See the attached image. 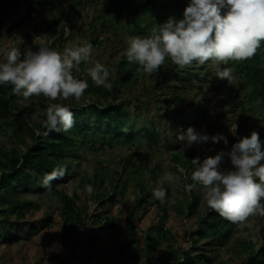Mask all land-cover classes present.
Returning <instances> with one entry per match:
<instances>
[{
	"label": "rangeland",
	"instance_id": "rangeland-1",
	"mask_svg": "<svg viewBox=\"0 0 264 264\" xmlns=\"http://www.w3.org/2000/svg\"><path fill=\"white\" fill-rule=\"evenodd\" d=\"M129 2L19 0L11 9L0 10V48L15 46L23 52L45 44L62 52L66 45L82 46L86 42L92 45L91 60L81 63L80 72L74 71L77 78L89 85L79 101L74 98L49 101L43 96L25 100L13 93L12 85H0L4 96L12 98L9 111L0 114L1 163L7 164L11 156L26 154L34 146L59 140L54 135L41 137L40 132L36 138L32 136V130L38 126L46 130L43 112L52 102L70 108L74 126L85 123L95 129L98 118L91 113L93 105L104 109L107 104H121L129 114L127 123L134 122L148 134L144 139L138 135L126 139L116 135L105 137L101 130L97 134L86 131L73 144V153L47 155L49 151H46L55 169L70 167L58 184L51 181L50 190L42 186L43 178L36 170L31 171L30 182L3 184L0 264H162L163 260L174 264L172 255L179 256L177 262L206 264L195 254L214 256L212 264H247L254 257L261 261L259 264H264V252L260 253L264 248V216H251L238 223L232 239L225 246H219L215 242L219 234L206 237L201 234L207 231L205 222H214L220 215L207 206L199 186L193 189L197 194L198 213L191 215V195L185 190L195 170L193 158L203 161L222 149L228 151L240 137L253 130L264 140L261 101H250V82L237 72L234 62L221 66L233 69L231 81L218 79L207 65L182 69L175 78L170 72L173 64L166 61L152 75L138 71L139 65L134 63L132 80L123 82L122 76L128 67L120 63L126 58L123 53L127 40L131 36L142 37L136 25L151 32L169 16L182 18L188 0H150L148 6L144 5L147 0ZM257 55L256 63L264 69V43ZM96 61L110 71V90L96 86L87 74ZM204 69L208 71L206 76L202 73ZM161 80L165 83L157 86ZM104 125L108 127L105 121ZM189 126L210 137L223 135L228 140L227 147L223 140L218 143L209 140L186 148L184 142L177 140V133ZM222 167H231L227 158ZM166 172L178 179L171 183L163 181ZM6 173L0 165V181ZM35 181L38 186H34ZM88 184L94 188L91 195L84 191ZM157 186L170 192L165 220L159 204L152 197H145L146 189ZM65 196L76 200L79 219L67 217ZM140 198H144V203L132 228L128 214ZM21 205L27 206L20 210ZM48 218L51 220L47 223ZM105 223L109 225L100 235L97 229ZM34 226L38 229H33ZM227 226L224 220L222 231ZM8 228L11 234L6 233ZM19 228L22 229L20 239L14 242ZM155 240L159 241L158 245Z\"/></svg>",
	"mask_w": 264,
	"mask_h": 264
},
{
	"label": "clouds",
	"instance_id": "clouds-1",
	"mask_svg": "<svg viewBox=\"0 0 264 264\" xmlns=\"http://www.w3.org/2000/svg\"><path fill=\"white\" fill-rule=\"evenodd\" d=\"M262 43L264 0H188L182 18L169 16L157 23L150 35L129 37L123 54L147 75L157 73L170 61L180 69L207 65L218 79L231 81L233 69L221 66L254 58ZM91 56L92 45L87 42L82 46L66 45L62 52L45 44L23 52L15 46L0 48V85H12L13 93L25 100L43 96L49 101H79L89 85L74 71L80 72L81 63L89 62ZM87 74L96 86L112 88L110 71L103 63L96 61ZM43 116L47 130L44 135L51 131L68 132L75 123L73 112L62 103H49ZM177 140L184 142L186 148L209 140H223L228 145L223 135L210 137L191 126L177 133ZM225 158L230 161L229 169L222 167ZM191 163L195 166L190 177L193 183L185 185L186 192L199 186L207 206L233 224L243 223L251 216H264V140L258 131L240 137L228 151L222 149L203 161L195 157ZM66 172L64 167L54 169L45 175L42 186L50 190L51 181L62 179ZM176 179L171 172L162 177L170 183ZM75 187L80 190L78 184ZM84 191L91 195L94 188L88 184ZM152 194L161 204L165 203L167 192L163 187L153 188Z\"/></svg>",
	"mask_w": 264,
	"mask_h": 264
},
{
	"label": "trees",
	"instance_id": "trees-1",
	"mask_svg": "<svg viewBox=\"0 0 264 264\" xmlns=\"http://www.w3.org/2000/svg\"><path fill=\"white\" fill-rule=\"evenodd\" d=\"M19 0H0V10L6 11L11 9L16 2ZM150 0H147V2L144 4L145 6L149 5ZM126 3L129 4V0H126ZM133 13L136 14L137 10L136 8L133 9ZM136 18V17H135ZM136 31L138 30L139 34H142V37L150 35V32L146 31L145 28H141L139 25H136ZM255 60L254 62H251L249 60L243 61V62H234L235 69L237 72L243 77L250 82V95L251 99L250 101L258 100L261 101V105L264 107V69L259 67L257 62L258 55H255ZM252 58V59H254ZM132 64L134 63H129L126 58L122 60L120 65L127 66L128 69L125 70L124 75L122 76V81L127 83L132 80ZM182 69H180L178 66L173 64L172 70L170 72L172 73L173 77H178L180 76V72ZM203 75H208V71L204 69L202 71ZM200 79V78H196ZM165 83V80H161V82H158L156 85L162 87V85ZM261 86V88H260ZM261 99V100H260ZM12 106V98L6 97L3 94V90H0V114L7 113L9 108ZM106 108H101V106L98 105H93L91 109L92 115H95L98 120H97V125L96 129L94 126H89L83 124H79L77 126H74L72 128V131L68 132L67 134H62V132H56V131H51L48 132V136L54 135V137H58L59 140L56 142H50L43 145H37L31 148V150L26 153L22 154L20 156L13 155L10 157L9 162L7 164L1 163L0 165H3L5 169L7 170V173L2 176L1 181H0V192L1 188L3 187L2 185L5 183H8L9 185H13L14 183H18L19 185L25 184L31 181V171L36 170L37 173H39V176L42 178L45 177L47 171H53L54 168V163L50 161L46 154V151H49L47 155H57L63 151L68 152V153H73V144L79 139V137H83L84 133L86 131H91L93 134H97L98 131L101 130L103 131V135L105 137H113V135L119 136V137H126V139L131 138L132 136H139L141 139H144L148 137V134H146V130L144 128H138L134 124H129L127 123V115L128 112L126 109L121 105H113V104H107L105 106ZM90 114V113H89ZM86 115V112H84L83 116ZM104 121L108 123V127H105ZM142 127V126H141ZM107 128V130H106ZM106 130V131H104ZM47 130H43L42 126H38L37 128H34L32 130V136L33 138L37 137V132H40L39 135L43 137L44 132ZM79 134V136L77 135ZM58 168H60L58 166ZM67 171L70 169V167H66ZM54 185L58 184L60 182V179H55L52 180ZM37 181H35L33 184L34 186L36 185ZM193 183L191 179H189L188 184ZM145 189V188H144ZM167 192L166 198H165V203L161 204L160 201L156 200L153 197L152 194V188L149 187L148 190L146 189V196L145 197H152L153 201L157 202L161 209L163 210V220H165L168 217V209H167V200L170 196L169 189H165ZM46 191V190H45ZM1 194V193H0ZM5 194H8V190L5 191ZM191 203L189 205V210L191 215L197 214V204H196V199H197V194L193 190L191 193ZM64 207H65V213L67 214V217L69 219H79L80 218V212L76 211V200L65 196L64 199ZM144 203V198H140L138 200V204L136 205L135 208H132L128 214L129 217V224L132 228H135V217L137 215V212L140 210V207H142V204ZM104 204V202H103ZM27 205H21L19 206V209L21 210L22 208L26 207ZM215 213V211H213ZM50 218L47 219V223L50 222ZM224 220L226 221V224L228 225L226 230L222 231V225L224 223ZM106 221H109V219H106ZM207 231L202 232L201 236L206 237L208 235L212 234H219L215 238L216 245L219 246H225L233 237L234 233L236 232V227L238 224H233L226 219H224L221 216H218L217 220L214 222H205ZM108 223H105L102 227L97 229V232L100 235H103L104 232L106 231L108 227ZM163 226L160 227V229ZM33 229H38V226H34ZM19 232L16 234V237L14 238V242L18 241L20 239V231H22L21 228L18 230ZM7 234H11V228L6 229ZM156 244H159L158 240H155ZM264 252V248L260 250V253ZM188 254H192L191 252H188ZM196 258L198 260L204 261L206 264H212L214 261V256H206L203 254H195ZM259 255V254H258ZM171 261L174 262V264L180 263V264H193L195 261H187V262H177L179 259V256L177 255H172L170 257ZM167 260H163L162 264H166ZM261 263L260 260H258L257 257L252 258L247 264H259Z\"/></svg>",
	"mask_w": 264,
	"mask_h": 264
}]
</instances>
